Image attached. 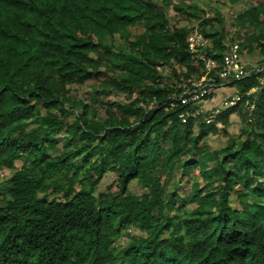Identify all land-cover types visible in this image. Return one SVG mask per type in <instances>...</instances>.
Here are the masks:
<instances>
[{"label":"trees","instance_id":"1","mask_svg":"<svg viewBox=\"0 0 264 264\" xmlns=\"http://www.w3.org/2000/svg\"><path fill=\"white\" fill-rule=\"evenodd\" d=\"M169 8L196 28L171 23ZM201 14L183 0H0V171L13 172L0 183V264H264V91L211 125L164 112L202 77L189 35L206 37L201 55L220 64L224 25ZM233 23L240 55L263 58L261 74L227 85L243 95L264 76V5ZM99 76L110 90L76 99ZM110 93L129 103H100ZM232 115L240 134L210 151ZM108 174L117 190L98 192Z\"/></svg>","mask_w":264,"mask_h":264},{"label":"rangeland","instance_id":"2","mask_svg":"<svg viewBox=\"0 0 264 264\" xmlns=\"http://www.w3.org/2000/svg\"><path fill=\"white\" fill-rule=\"evenodd\" d=\"M173 3H179L181 0H172ZM185 4L194 3L198 5L200 9L204 12V14H201V17L203 18H214L215 15H219V18L221 22L224 25L225 33H226V40L227 44L226 46L230 45L231 39H235V36L237 33H243L242 30L238 28V26L234 25L233 20L236 18L237 14L243 10L244 7L247 6L248 3L257 5L262 4L264 5V2L261 0H183ZM199 12V10H198ZM200 13V12H199ZM168 15L170 18L171 23H177L180 27H187V28H196L197 22H188L184 21L181 16L176 15L175 12L169 8ZM137 29L136 31H138ZM245 32V31H244ZM237 39L234 40V44H236ZM226 42V41H225ZM262 57L257 53H253L252 55H248L246 53L243 54V62L246 65L248 71L259 69V67L262 64ZM160 74L163 78L169 77L170 75V69L168 67H163L161 69ZM103 77H98V79H93L89 82H86L84 85L77 87L74 91L76 93V99L81 100L82 102L86 104H92L90 94L94 93L95 91H100L102 88H104L106 91L110 90V87L107 84V81L101 80ZM170 80H166V82H170ZM234 89L231 88H223L220 89L217 93V101L229 99L233 96ZM100 103H112V102H119V103H129V99L124 94H116V93H110L109 96L101 97L99 99ZM222 105V103H221ZM221 105L217 106L216 108H220ZM95 113L97 118L104 119L105 113L104 108L102 105L96 104L94 107ZM220 127V126H219ZM244 127V123L240 121V119L236 115L230 116V126L227 129L228 137H224L221 135H210L206 140V145L210 151L221 149L225 146L226 141L228 138L236 137L240 134V130ZM20 167V163L16 164V168ZM13 172L11 171H0V183H2L4 180H7L11 177ZM191 175L197 176L198 171L194 170ZM192 177L189 178V176H186L183 178V182L180 184L179 191L180 193L187 194L190 191V188L192 186ZM200 186H202V182H200V179L198 181ZM116 177L113 174H108L105 176V178L101 181L98 192H106L110 190L111 192H115L117 190L116 188ZM130 191L134 193L135 195L142 194V190L140 187L133 182L130 185ZM136 234V233H134ZM126 243L125 238H121L118 240V244L123 246Z\"/></svg>","mask_w":264,"mask_h":264},{"label":"built area","instance_id":"3","mask_svg":"<svg viewBox=\"0 0 264 264\" xmlns=\"http://www.w3.org/2000/svg\"><path fill=\"white\" fill-rule=\"evenodd\" d=\"M186 43L188 52L194 59L193 65L195 67L202 65V77L191 84L183 83L179 85L177 87L178 93L168 101L164 110L168 113H176L177 118L183 125L188 120L196 121L199 118L208 125L215 121L222 109L237 105L243 96L264 91V76L256 77L258 85L244 95L239 94L235 90V94L229 99H225L220 108L206 109V104L214 101L215 93L218 89L252 75L261 74L262 68L248 71L242 61L238 44L226 46L220 64H218L212 58H205L201 55L204 48L211 45L210 41L206 40L203 35L193 33L187 37ZM216 80L219 81L218 84H216ZM210 96V99H206ZM252 110L253 106H250L247 110L248 116H251ZM248 121L250 122V119Z\"/></svg>","mask_w":264,"mask_h":264},{"label":"clouds","instance_id":"4","mask_svg":"<svg viewBox=\"0 0 264 264\" xmlns=\"http://www.w3.org/2000/svg\"><path fill=\"white\" fill-rule=\"evenodd\" d=\"M193 33H198V32H197V31H194ZM193 33H192V34H193ZM199 34H200V33H199ZM201 35H202V34H201ZM205 38H206V37H205ZM206 39H207V38H206ZM241 58H242V61H243V56H241ZM243 63H244V62H243ZM259 68H263V67L260 66ZM259 77H263V76H259ZM255 81H256V78H255ZM256 83H257V81H256ZM257 85H258V83H257ZM257 85H256V86H257ZM256 86H255V87H256ZM224 88H231V89H234L233 95L235 94V90H236V89H235L234 87H229V86L226 85ZM253 88H254V87H253ZM253 88H252V89H253ZM221 89H223V88H221ZM219 90H220V89H218V90L216 91V93H215L214 101H213V102H210V103L208 102V103L206 104V109L216 108L217 106L221 105V103L223 102V100H221V101H217V93H218ZM250 90H251V89H250ZM244 94H245V93H244ZM244 94H243V95H244ZM257 94H258V93H253V94H251V95H257ZM249 96H250V95H249ZM206 99H210V97H207ZM240 102H241V101H240ZM240 102H239V103H240ZM214 103H218V104H217L216 106H212ZM239 103H238V104H239ZM211 104H212V105H211ZM238 104H237V105H238ZM237 105H235V106H237ZM245 105H246V110H245V111H246V113H247V118H248L247 121L250 119V122H251V121H252V118H251V116H248V111H247V110L249 109L250 106H253V110H254V104H253V103H248V104L246 103ZM235 106H233V107H235ZM233 107H230V108H233ZM227 109H229V108H227ZM164 110H165V106H164ZM225 110H226V109H222L220 113L224 112ZM253 110H252V112H251V115H252V113H253ZM164 112H165V111H164ZM166 113H168V112H166ZM220 113L218 114V116H217V118L215 119V121L212 122V123H210V124H208V125H211V124L215 123L216 120L218 119ZM170 114H176V113H174V112H170ZM176 116H177V114H176ZM199 119H201V118H199ZM178 120H179V119H178ZM179 121H180V120H179ZM188 121H189V120H188ZM188 121H187V122H188ZM196 121H197V120H196ZM202 121H203V120H202ZM248 122H249V121H248ZM180 123H181V122H180ZM203 123H204V122H203ZM181 124H182V123H181ZM186 124H187V123H186ZM186 124H185V125H186ZM204 124H205V123H204ZM182 125H183V124H182ZM205 125H207V124H205Z\"/></svg>","mask_w":264,"mask_h":264},{"label":"crops","instance_id":"5","mask_svg":"<svg viewBox=\"0 0 264 264\" xmlns=\"http://www.w3.org/2000/svg\"><path fill=\"white\" fill-rule=\"evenodd\" d=\"M217 104H218V103H214L213 105H212V104H211V105H212V106H216Z\"/></svg>","mask_w":264,"mask_h":264}]
</instances>
